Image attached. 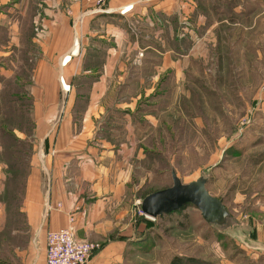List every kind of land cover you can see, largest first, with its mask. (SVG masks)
<instances>
[{"label":"rangeland","instance_id":"374dc122","mask_svg":"<svg viewBox=\"0 0 264 264\" xmlns=\"http://www.w3.org/2000/svg\"><path fill=\"white\" fill-rule=\"evenodd\" d=\"M16 1L0 0V11ZM36 1L30 0L29 16L33 15ZM94 1L103 6L109 0L101 4V0L63 3L65 8L77 9L79 5L76 13L81 14L83 3ZM187 3L185 37L181 39L167 41L145 32L135 39L123 40L116 58L102 45L97 47L99 39L90 42L95 49L76 63L83 67L81 75L73 80V91L80 96L75 107L76 125L80 127L79 115L86 108L90 85L107 79L105 108L117 102L125 112L119 114H127L129 119H116L119 114L111 115L109 110L105 119L96 120L94 126H106L107 139L115 143L126 141L125 128L130 121L141 127L137 138L146 147L140 146L134 160L136 177L132 184L139 191L132 204L133 220L155 228L152 239L156 243L149 253L140 252L133 264H222L225 257L237 264H264L250 259L232 235H244L242 229L246 228L256 231L255 221L264 223V0ZM82 21L83 17L76 25ZM23 30L26 37L0 38V50L12 51L11 61L6 62L2 56L0 65L14 70L12 81L0 92V137L5 138L3 146L9 151L3 158L9 166L4 188L9 211L14 215L12 227L16 228L23 226L16 210L31 170L35 128L29 87L39 59L33 56L36 53L30 37L40 28L34 29L28 23ZM59 42L58 38L43 39L44 50L62 48ZM81 44V40H71L73 49L55 55L60 59L56 67L59 79L64 77L59 62L65 55L78 57ZM105 46L108 48V44ZM43 62L46 65L48 59L45 57ZM17 79L26 80L25 90L13 85ZM19 131L26 133L23 141L13 135ZM141 150L147 153V159L138 158ZM172 170L184 184L201 175L209 177L208 191L222 199L231 215L225 228L207 224L193 206L163 218L153 219L143 213L140 203L146 196L172 186ZM10 241L11 251H5L0 240V264L3 258L13 259L12 249L22 247L20 243L24 242L14 237Z\"/></svg>","mask_w":264,"mask_h":264},{"label":"crops","instance_id":"0c3cea01","mask_svg":"<svg viewBox=\"0 0 264 264\" xmlns=\"http://www.w3.org/2000/svg\"><path fill=\"white\" fill-rule=\"evenodd\" d=\"M63 1L37 0L31 16L27 11L30 0H18L0 11V38L20 39L22 34L26 37L23 28L28 23L34 29L40 28L29 35L32 34L30 39L36 53L33 56L39 60L29 87L35 117L31 170L25 178L22 202L16 210L22 218V228L12 227L14 215L9 211L4 188L9 166L3 158L9 151L3 146L5 138L0 137V240L5 251H11L10 237L24 240L20 243L22 247L12 249L13 259H5V253L1 254L2 264H45L47 234L61 229L72 230L77 240L99 245L86 264H133L140 252L149 253L156 243L152 239L155 228H146L133 220L132 204L138 199L139 191L132 184L137 162L134 160H137L140 146L146 147H142L137 138L141 127L130 121L125 128L126 141L115 143L107 139L106 126H94L96 120L105 119L109 110L111 115L123 111L117 102L105 108L109 91L107 79L90 85L86 108L79 115L80 127L77 126L75 107L80 96L73 91V80L81 75L83 66L76 63L95 49L90 44L93 39L102 40H98L97 47L102 45L116 58L123 40L135 39L145 32L167 41L185 37L183 26L188 3L187 0H109L99 6L94 1L83 3L81 15L76 13L79 5L77 9L76 6L65 8ZM82 17V23L76 25ZM49 38L60 39L62 48L51 52L44 50L43 39ZM76 39L82 41L79 55L62 58L59 63L64 77L59 79L56 67L60 59L55 55L69 52L71 40ZM11 55L10 49L8 52L0 50V57L8 63ZM43 56L48 59L46 65ZM13 71L9 66L0 65L1 93L12 81ZM12 83L19 87L18 90H25L28 85L23 79ZM1 109L2 114L4 107ZM122 114L116 119H129V115L122 117ZM15 134L20 141L26 138L23 131ZM146 157L147 153L141 150L138 158L144 160ZM254 225L256 231L246 228L242 229L244 235H232L250 259L262 263L264 223L255 221ZM222 264L237 263L225 257Z\"/></svg>","mask_w":264,"mask_h":264},{"label":"water","instance_id":"95a60500","mask_svg":"<svg viewBox=\"0 0 264 264\" xmlns=\"http://www.w3.org/2000/svg\"><path fill=\"white\" fill-rule=\"evenodd\" d=\"M172 186L146 196L140 203L141 210L150 218L173 214L184 206L197 208L203 220L218 229L225 228L230 212L222 199L207 189L209 177L201 175L196 181L184 184L172 170Z\"/></svg>","mask_w":264,"mask_h":264},{"label":"built area","instance_id":"2783aa9c","mask_svg":"<svg viewBox=\"0 0 264 264\" xmlns=\"http://www.w3.org/2000/svg\"><path fill=\"white\" fill-rule=\"evenodd\" d=\"M98 248L97 244L78 241L70 229L52 231L46 237L45 264H86Z\"/></svg>","mask_w":264,"mask_h":264},{"label":"trees","instance_id":"16d2710c","mask_svg":"<svg viewBox=\"0 0 264 264\" xmlns=\"http://www.w3.org/2000/svg\"><path fill=\"white\" fill-rule=\"evenodd\" d=\"M185 207L186 206H184L183 208H181L179 211H177V212H181V211H183L184 209H185ZM177 212H175V213H177ZM170 215V214H169ZM166 215H163V216H160V218H163V217H165ZM175 262H179V261H177V259L175 260Z\"/></svg>","mask_w":264,"mask_h":264}]
</instances>
